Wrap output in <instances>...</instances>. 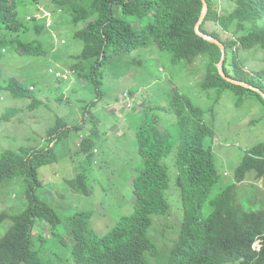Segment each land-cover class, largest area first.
<instances>
[{"label":"trees","instance_id":"obj_1","mask_svg":"<svg viewBox=\"0 0 264 264\" xmlns=\"http://www.w3.org/2000/svg\"><path fill=\"white\" fill-rule=\"evenodd\" d=\"M226 1L233 5L229 14L218 11L216 0H207L209 9L199 29L201 0H61L56 5L61 14L69 16L63 20L64 25L77 26L88 20L75 33L83 50L74 55L82 62L74 70H80L86 82L95 84L100 70L115 58L156 45L175 65H193L205 58V91L231 88L239 95H256L264 105L260 94H264V66L245 72L238 57L239 49L264 52V0ZM19 3L22 1L0 0V74L3 55L9 49L25 57L45 54L43 43L30 35L33 30L38 36L47 32L45 21L34 19L29 22L32 26L26 24ZM208 23L231 35L223 39L220 33L208 29ZM198 31L224 45L222 69L227 78L260 92L223 78L218 67L222 50ZM29 87L15 78L6 85L16 99L31 95ZM167 97L166 111L176 116L180 134L175 137L161 130L160 117L146 108L136 125V145L143 163L133 180L134 212L121 217L103 236L91 231L89 215L66 220L36 195V187L42 185L38 169L55 161L51 147L5 151L0 157V184L29 173L34 185L26 209L17 214L0 213V228L8 227L0 237V264H264V208L247 210L237 195L238 186L252 172L253 179L264 185V142L246 153L234 182L226 185L216 166L214 147L210 145L213 142L209 144L216 134L205 123L204 110L177 87ZM70 131L59 119L48 132L49 143ZM174 150L177 171L172 175L165 160ZM69 184L75 192L87 193L76 179ZM174 194L182 206L181 224L178 231L174 230L173 244L162 253L150 238L151 229L156 218L170 213ZM258 242L260 247L255 248Z\"/></svg>","mask_w":264,"mask_h":264},{"label":"rangeland","instance_id":"obj_2","mask_svg":"<svg viewBox=\"0 0 264 264\" xmlns=\"http://www.w3.org/2000/svg\"><path fill=\"white\" fill-rule=\"evenodd\" d=\"M23 18L44 20L47 32L31 38L43 43L45 54L25 57L14 50L3 55L0 74V157L5 151L52 148L55 161L38 169L40 187L36 195L51 205L64 219L90 216L89 227L99 236L106 234L121 217L134 212L133 180L142 166L138 150L136 125L146 108L160 117L161 130L175 137L180 134L174 114L166 111L168 95L177 87L195 106L204 110V121L215 131L209 141L214 147L215 162L222 181L232 184L235 171L246 153L264 142V105L250 93L240 95L233 89L205 91L206 59L199 58L193 65H175L172 58L156 45L140 47L123 54L100 70L94 84L83 80L80 55L83 43L75 33L79 25H64L68 15L57 8L61 0H21ZM80 2V0H77ZM86 2V0H81ZM216 0L221 14H229L233 5ZM58 22V23H57ZM208 29L224 33L213 23ZM238 57L245 72L258 71L264 66V52L258 48L239 49ZM82 63V62H81ZM74 71V72H73ZM10 78L28 87L31 95L16 99L6 89ZM89 81V83H88ZM61 119L70 134L49 143L48 132ZM81 125L80 130L74 127ZM174 150L165 160L170 174H176ZM83 175L85 176L82 179ZM254 172L238 186L239 203L250 211L264 208V185L253 179ZM77 180L87 193L75 192L69 184ZM84 180V183H83ZM34 185L32 176L20 175L0 184V213L17 214L29 204L28 193ZM78 187V186H77ZM79 188V187H78ZM175 194L170 213L155 219L151 239L165 252L176 238L181 224L182 206ZM8 227L0 228V237ZM163 230V231H162ZM37 234V233H36ZM70 235V232H67ZM74 235V234H73ZM167 254V253H165Z\"/></svg>","mask_w":264,"mask_h":264},{"label":"water","instance_id":"obj_3","mask_svg":"<svg viewBox=\"0 0 264 264\" xmlns=\"http://www.w3.org/2000/svg\"><path fill=\"white\" fill-rule=\"evenodd\" d=\"M201 1H202V4H203V13H202L201 20H200V22H199L198 25H197V28H198V29L200 28V26H201V24H202V22H203V20H204V18H205V16H206V14H207V12H208V9H209V6H208V4H207V0H201ZM198 34H199L200 36H203L205 39H207V40H209V41H211V42L217 44V45L219 46V48L222 50L223 58H222L221 63L219 64L218 67H219V69H220V72H219V73L223 76V78H225L226 80H228V81H230V82H232V83H234V84H236V85H241V86L246 87V88L254 89V88H252V87H250V86H248V85H246V84H244V83H241V82H238V81L232 80V79H230V78H227L226 75L223 73L224 71H223V69H222L223 64H224V62H225V59H226V49H225L224 45H223L221 42H219L218 40H216V39H213V38H211V37H209V36H205V35H203V34L200 33L199 31H198ZM254 90H256V89H254ZM256 91H258V90H256ZM258 92H260V91H258ZM260 94H261L262 97L264 98V94H263L262 92H260Z\"/></svg>","mask_w":264,"mask_h":264},{"label":"clouds","instance_id":"obj_4","mask_svg":"<svg viewBox=\"0 0 264 264\" xmlns=\"http://www.w3.org/2000/svg\"><path fill=\"white\" fill-rule=\"evenodd\" d=\"M74 72V71H73ZM33 86H30L29 88H32ZM255 248H259L260 247V243H256V245L254 246Z\"/></svg>","mask_w":264,"mask_h":264}]
</instances>
